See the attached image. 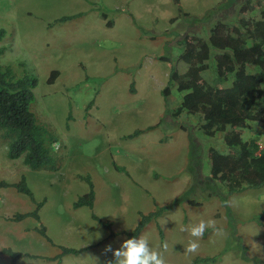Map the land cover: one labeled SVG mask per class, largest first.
I'll list each match as a JSON object with an SVG mask.
<instances>
[{
    "label": "rangeland",
    "instance_id": "rangeland-1",
    "mask_svg": "<svg viewBox=\"0 0 264 264\" xmlns=\"http://www.w3.org/2000/svg\"><path fill=\"white\" fill-rule=\"evenodd\" d=\"M262 8L264 0H0L5 31L0 69L8 66L18 76L28 72L36 78L30 109L55 138L53 151L61 163L50 173L30 169L22 157L10 160L0 133V181L23 177L36 203H43L39 222H10L13 214L30 213L36 204L14 189L0 190V250L44 258L25 257L20 264H108L114 257L105 253L106 246L117 249L128 238L108 239L92 212L111 222L114 231L131 232L139 213L167 207L139 235L156 248L167 241V264L210 257L216 258L213 264H264V187L228 195L212 178L208 155L211 148L227 153L224 133L207 137L200 114L175 117L182 98L176 85L166 99L161 95L172 65L179 74L187 70L176 62L186 39L207 40L217 21L233 27L259 20ZM214 54L202 73L208 84L216 81ZM52 71L58 76L47 84ZM154 125L153 131L126 137ZM259 129L254 135L239 131L264 147ZM85 178L93 185V208L74 209L90 190ZM200 218L214 220L222 233L208 228L198 252L187 254L191 237L185 229ZM41 225L53 244L34 231ZM99 242L78 256L47 259L60 254L59 246L79 249ZM0 264H5L2 256Z\"/></svg>",
    "mask_w": 264,
    "mask_h": 264
},
{
    "label": "trees",
    "instance_id": "trees-1",
    "mask_svg": "<svg viewBox=\"0 0 264 264\" xmlns=\"http://www.w3.org/2000/svg\"><path fill=\"white\" fill-rule=\"evenodd\" d=\"M101 17L105 19L106 15L102 14ZM67 19L68 17H62L60 21ZM109 24L110 22L107 23ZM4 35L5 31L0 30V40ZM212 51H215L213 60L216 81L214 84H208L202 80V73L209 69L208 62L212 58ZM160 60L169 61L164 57ZM176 62L186 64L188 66L186 72L179 74L176 66L172 65L167 84L161 91V95L166 99L171 93V86L176 85V90L182 94L181 103L173 115L177 117L183 112L191 115L200 114L203 120L200 129L207 137L215 136L218 131L224 132L228 152L220 153L212 148L208 152L212 178L225 186L228 195L264 187V147L260 148L254 140L243 141L240 133L234 130L244 127L249 121L264 124V106L257 110L253 109L264 97V8L260 11L259 20L240 22L239 26L233 27L217 21L210 28L207 40L186 39ZM249 67L258 71L260 75L250 72ZM57 76L58 71H52L47 84H52ZM228 79L231 80L230 85L221 87L220 84ZM36 84V78L28 72L18 76L11 67L0 69L1 138L7 144V155L10 160L22 157L23 164L30 169L54 173L61 165L58 162V155L53 151L56 140L48 127L38 121L30 109ZM130 91H133V88ZM155 127L136 130L126 137L135 138ZM113 167L117 172L126 174L114 163ZM82 180L88 183L90 190L74 202L73 208L92 209L95 196L93 185L89 179ZM1 189H14L36 204L35 210L30 213L13 214L10 222L19 223L27 218L40 221L38 212L43 203H36L23 177L14 183L0 181ZM167 209L161 207L148 214L139 213V222L131 232L114 231L111 222L99 218L93 212L90 217L109 232L108 239L118 235L132 238L138 237L151 220L158 219ZM34 231L53 244L42 225L35 227ZM159 232L161 234L160 230ZM102 243L79 249L59 246L60 254L47 259L59 262L64 256H78ZM0 255L7 256L10 264H16L23 257L31 260L44 259L14 252L9 248L1 249ZM215 261V257L195 258L192 264H213Z\"/></svg>",
    "mask_w": 264,
    "mask_h": 264
},
{
    "label": "clouds",
    "instance_id": "clouds-1",
    "mask_svg": "<svg viewBox=\"0 0 264 264\" xmlns=\"http://www.w3.org/2000/svg\"><path fill=\"white\" fill-rule=\"evenodd\" d=\"M208 228H213L218 233H222L221 229L216 228V222L210 218H200L185 229L191 237L184 249L185 253L195 254L198 252L200 240ZM167 250V241L163 242L159 248H156L150 246L149 239L146 236L141 235L125 239L117 249H113L111 244H109L104 251L105 253L111 252L114 257L108 264H167L164 255Z\"/></svg>",
    "mask_w": 264,
    "mask_h": 264
},
{
    "label": "crops",
    "instance_id": "crops-1",
    "mask_svg": "<svg viewBox=\"0 0 264 264\" xmlns=\"http://www.w3.org/2000/svg\"><path fill=\"white\" fill-rule=\"evenodd\" d=\"M264 106V97H263V99L262 100H260L255 106H254V110H257L258 108H260V107H263ZM191 115V114H190ZM154 126H156L157 127V125H154ZM156 127L153 129V130H155L156 129ZM260 127H263V129H264V124L263 123H258V122H253V121H249V122H247L246 123V125L244 126V127H242V128H236V129H234L236 132H239L240 133V131L239 130H247V131H250L251 132V135H254L253 134V130L255 129V134H257V133H259V131H261L259 128ZM139 130V129H138ZM153 130H151V131H153ZM203 132V131H202ZM218 132H221V131H218ZM217 132V133H218ZM222 133H224V132H222ZM240 136H241V138H242V134L240 133ZM242 140L243 141H250V140H254V139H252V138H250V139H244V138H242ZM255 141V140H254ZM256 142V141H255ZM257 143V142H256ZM219 152V151H218ZM227 152H228V149H227ZM220 153H222V152H220ZM3 257V263H5V264H10V260H9V258L7 257V256H3V255H0V257ZM25 257H23V258H21L20 260H22V259H24ZM20 260L19 261H17V263L16 264H20L19 262H20Z\"/></svg>",
    "mask_w": 264,
    "mask_h": 264
},
{
    "label": "built area",
    "instance_id": "built-area-1",
    "mask_svg": "<svg viewBox=\"0 0 264 264\" xmlns=\"http://www.w3.org/2000/svg\"><path fill=\"white\" fill-rule=\"evenodd\" d=\"M260 147V146H259ZM260 148H263V147H260Z\"/></svg>",
    "mask_w": 264,
    "mask_h": 264
}]
</instances>
